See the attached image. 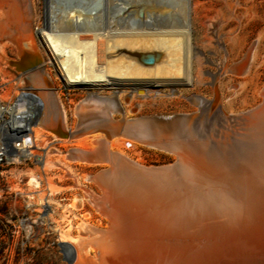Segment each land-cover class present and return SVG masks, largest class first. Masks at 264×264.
<instances>
[{"label": "bare ground", "instance_id": "6f19581e", "mask_svg": "<svg viewBox=\"0 0 264 264\" xmlns=\"http://www.w3.org/2000/svg\"><path fill=\"white\" fill-rule=\"evenodd\" d=\"M199 4L47 0L38 53L30 0H0V39L19 51L10 63L40 61L23 71L30 86L7 109L10 127L33 125L45 167L61 170V189L72 190L75 216L61 237L75 264H264V88L247 112H227L224 102V79L234 97L253 72L257 44L228 62L224 36L235 42V31L220 35L226 19L200 15ZM219 49L225 55L214 63L207 54ZM55 81L83 93L72 123ZM206 84L210 98L200 92ZM183 99L191 108L142 113ZM159 114L176 117L152 118ZM141 146L172 160L147 165ZM75 165L91 170L76 174ZM79 201L86 216L75 211Z\"/></svg>", "mask_w": 264, "mask_h": 264}, {"label": "rangeland", "instance_id": "374dc122", "mask_svg": "<svg viewBox=\"0 0 264 264\" xmlns=\"http://www.w3.org/2000/svg\"><path fill=\"white\" fill-rule=\"evenodd\" d=\"M30 2L35 10L32 27L36 32V50L41 53L37 32L40 18L42 22L47 20V0H30ZM190 3H200V6L198 5L200 15L214 16L217 20L219 17L226 19L224 26L219 30L220 35L224 36V33L230 29L235 31V42L229 41L224 36L229 50L228 62L233 63L243 57L249 47L256 42L253 72L246 82H241L239 79L240 85L234 97L229 95L230 77L224 79V89L227 94L224 102L227 112L235 114L241 111L247 112L259 104L262 98L259 92L264 88V0H190ZM218 47L214 39V48ZM220 49L216 55H210L209 52L207 54L214 63L219 62L225 55ZM18 54L19 51L15 45L0 39V110L4 111L2 116L0 115V139L3 137L4 129L13 124L9 122L11 116L7 109L15 106L18 95L22 91L29 90L30 86L23 76V71H19L15 65L10 63L12 60H19ZM207 67L210 71H217L213 63H207ZM55 82L57 90H61L60 92L64 94L62 100L69 113V122L72 123L74 119L71 115L75 103L82 100L83 93L68 92L60 83L58 85L57 81ZM51 83L55 87L54 82L51 81ZM200 92L210 98L211 86L206 84ZM124 101L126 102V98ZM191 106L186 99L181 102L167 101L157 105L146 104L142 107V113L174 112L191 108ZM33 139H35L34 136L31 137V143L26 144V156L21 157L20 163L19 161L11 163L6 160L3 165H0V227L9 225L12 230L16 226L19 230L14 237H9L12 252L4 253L0 250V264H75V251L68 254L67 246L63 244L61 237L69 233V222L75 216L69 206L72 200V190L61 189L63 183L59 182L58 178L61 170L45 167V157L39 155H45L47 149L34 147L36 145ZM55 145L59 147V144L55 143ZM31 148L39 153L31 155L29 151ZM129 148L128 146L127 149ZM137 153L147 165L151 166H162L172 160V157L166 153L145 146L139 147ZM129 154L137 157L134 151ZM73 168L76 174L91 170L77 165ZM49 183H55L57 190L50 189ZM67 183L71 184V182ZM87 210L90 209L82 208L79 201L75 210L77 214L86 216ZM95 217L92 215L90 221L95 222ZM73 228V234L76 235L77 229L74 225Z\"/></svg>", "mask_w": 264, "mask_h": 264}, {"label": "built area", "instance_id": "2783aa9c", "mask_svg": "<svg viewBox=\"0 0 264 264\" xmlns=\"http://www.w3.org/2000/svg\"><path fill=\"white\" fill-rule=\"evenodd\" d=\"M33 129L34 127L31 123H21L15 127H6L4 129L3 137L0 139V145L1 143L3 144L2 147L0 146V165H3L6 160H8V162L10 161L11 163H14L12 159L16 158L8 155L6 151L8 149L3 148L4 144H8V146H10L9 149H12L16 152L17 159H21V154H25L27 152L25 147L26 144H29L31 141V137L29 136H34ZM10 229L11 228L9 225H4L2 228L0 227V250H2L4 253L8 251L12 252V247L9 246V237H14L15 233L19 232V230L16 229V226L14 229Z\"/></svg>", "mask_w": 264, "mask_h": 264}, {"label": "water", "instance_id": "95a60500", "mask_svg": "<svg viewBox=\"0 0 264 264\" xmlns=\"http://www.w3.org/2000/svg\"><path fill=\"white\" fill-rule=\"evenodd\" d=\"M39 62L40 61L36 59L34 61H30L24 64H16L15 62L12 64L15 65L19 71H25L27 69L35 67ZM146 63H150V64L154 63V58L147 59ZM174 117H176V114H159V115L152 116V118L154 119H162V120H170V119H173Z\"/></svg>", "mask_w": 264, "mask_h": 264}]
</instances>
